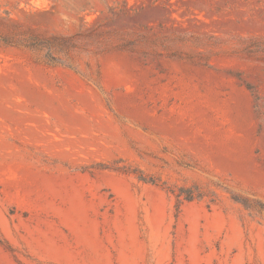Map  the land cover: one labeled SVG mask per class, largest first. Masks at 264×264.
Here are the masks:
<instances>
[{"label": "rangeland", "instance_id": "374dc122", "mask_svg": "<svg viewBox=\"0 0 264 264\" xmlns=\"http://www.w3.org/2000/svg\"><path fill=\"white\" fill-rule=\"evenodd\" d=\"M0 264H264V0H0Z\"/></svg>", "mask_w": 264, "mask_h": 264}]
</instances>
